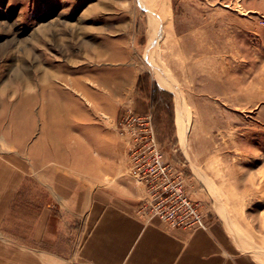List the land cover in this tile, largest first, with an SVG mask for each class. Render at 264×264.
<instances>
[{
	"label": "rangeland",
	"instance_id": "1",
	"mask_svg": "<svg viewBox=\"0 0 264 264\" xmlns=\"http://www.w3.org/2000/svg\"><path fill=\"white\" fill-rule=\"evenodd\" d=\"M148 107L163 161L207 225L264 264V0H0V160L30 174L8 213L38 212V181L83 148L140 196L137 211L151 198L147 133L128 122ZM16 250L0 255L40 264Z\"/></svg>",
	"mask_w": 264,
	"mask_h": 264
},
{
	"label": "crops",
	"instance_id": "2",
	"mask_svg": "<svg viewBox=\"0 0 264 264\" xmlns=\"http://www.w3.org/2000/svg\"><path fill=\"white\" fill-rule=\"evenodd\" d=\"M149 99L154 106L150 95ZM151 107L138 114H148ZM83 149L84 154L73 158L75 165L58 159V176L38 181L46 197H40L38 212L26 218L8 211L14 195L24 189L23 178L30 174L14 160L4 162L8 167L2 169L0 160V254L14 253L19 247L39 253L40 264H260L249 251L239 250L216 221L206 228L181 227L137 214L131 201H139L140 196L129 198L121 190L128 187L112 177V169L98 163L91 149ZM86 160L89 165L82 169ZM17 221L30 225L25 224V232H17ZM49 226L56 228L55 233ZM60 237L72 244V255L49 248L50 240ZM3 257L0 264H16L11 257Z\"/></svg>",
	"mask_w": 264,
	"mask_h": 264
},
{
	"label": "built area",
	"instance_id": "3",
	"mask_svg": "<svg viewBox=\"0 0 264 264\" xmlns=\"http://www.w3.org/2000/svg\"><path fill=\"white\" fill-rule=\"evenodd\" d=\"M128 124H135L139 132L147 133L143 154L146 165L140 168V172L151 191V198L145 199L136 213L148 219L159 218L172 226L206 228V219L183 191L180 174L174 173L172 167L163 161V153L152 130L151 116L131 115Z\"/></svg>",
	"mask_w": 264,
	"mask_h": 264
},
{
	"label": "bare ground",
	"instance_id": "4",
	"mask_svg": "<svg viewBox=\"0 0 264 264\" xmlns=\"http://www.w3.org/2000/svg\"><path fill=\"white\" fill-rule=\"evenodd\" d=\"M149 11H151V9H148ZM160 13H161V15H163L164 16V12L162 13V10H160ZM159 14V13H158ZM156 16H157V14H155ZM154 15V16H155ZM158 16H160V15H158ZM161 17V16H160ZM161 85V84H160ZM163 88H164V86L163 85H161ZM181 118L179 117V120H180ZM234 233V232H233Z\"/></svg>",
	"mask_w": 264,
	"mask_h": 264
},
{
	"label": "trees",
	"instance_id": "5",
	"mask_svg": "<svg viewBox=\"0 0 264 264\" xmlns=\"http://www.w3.org/2000/svg\"><path fill=\"white\" fill-rule=\"evenodd\" d=\"M156 100H157V98H156L155 101H154L155 103L157 102ZM152 101H153V100H152ZM157 104H158V106H159V103H157Z\"/></svg>",
	"mask_w": 264,
	"mask_h": 264
}]
</instances>
